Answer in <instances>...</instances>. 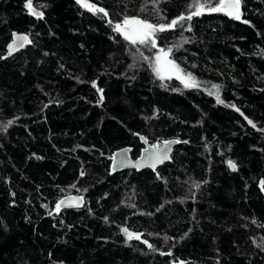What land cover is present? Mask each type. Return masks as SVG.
<instances>
[{"label":"trees","instance_id":"1","mask_svg":"<svg viewBox=\"0 0 264 264\" xmlns=\"http://www.w3.org/2000/svg\"><path fill=\"white\" fill-rule=\"evenodd\" d=\"M86 2L107 15L0 0V264H264V0L179 21L156 47L116 24L169 25L197 0ZM14 34L29 42L9 55ZM157 49L197 86L160 79ZM139 136L179 143L155 170L111 173ZM73 193L81 206L55 212Z\"/></svg>","mask_w":264,"mask_h":264},{"label":"snow or ice","instance_id":"2","mask_svg":"<svg viewBox=\"0 0 264 264\" xmlns=\"http://www.w3.org/2000/svg\"><path fill=\"white\" fill-rule=\"evenodd\" d=\"M77 3L80 4L82 7L88 9L89 11L93 12H100L103 13L104 15H107V12L103 8H97L95 5L91 3H87L86 0H77ZM25 7L28 9L29 14L36 16L37 18H43V12H37L33 8L32 0H26ZM195 10L185 17L184 15H181L178 20H173L171 24L169 25H153L151 23H148L144 20H139V19H125L123 21V24H116L115 26V31L120 33L123 38L128 41L131 45H148L150 44L151 47H156V42L154 37V34L158 31H165L167 28L174 27L179 21H183L185 19L191 20L192 16H199L203 13V11L207 10L209 12H225V14L229 15L230 17L239 20L240 17V0H217L215 5H212L211 3H200L199 0H197V3L193 6ZM246 22V21H245ZM132 26V27H130ZM190 30V29H189ZM15 36V39L13 42L8 46L9 48V55H11L15 50L19 48L24 47L25 42L28 41V36L27 35H21V36ZM139 51V49H137ZM169 51H171L169 49ZM167 53L161 49V55L156 56V65L154 67V72L160 79H164L165 76L162 75L163 72H167L168 78H171L172 74L176 75L177 79H181V82L185 84V87H195L197 86L194 78L191 76V74H188L187 79L183 78L180 73L182 70L174 64L170 60H163L162 62V57H166ZM145 60L148 59V57H144ZM95 87V85H93ZM217 88V93H216V100L217 103H223V101L220 99V96L218 94V86H214ZM210 95L213 93H209ZM251 124L252 122L249 121ZM253 127L255 125L253 124ZM143 139V138H142ZM178 143V141H175ZM173 143V142H167L165 144V149L168 148V144ZM39 159V157H37ZM167 151H160L157 149L156 151L152 152L148 156V160L151 162V165L153 168H155L156 163H162L165 159H167ZM229 167L233 170L236 171V166L234 163L229 161ZM261 188L264 190V181L261 182ZM61 206H76L79 207L81 206L79 202H77L75 205H66V202L64 200L59 201L56 204V210L57 212L60 210ZM124 234L127 236L129 240L135 238V239H140L139 235H136L134 233H131L128 231V229H122ZM144 243H147V241H143ZM151 247V245H148Z\"/></svg>","mask_w":264,"mask_h":264},{"label":"water","instance_id":"3","mask_svg":"<svg viewBox=\"0 0 264 264\" xmlns=\"http://www.w3.org/2000/svg\"><path fill=\"white\" fill-rule=\"evenodd\" d=\"M142 136H139V141L142 144V148L135 158L130 156V147L125 146L122 148H119L115 151L112 152L110 156V164H109V169L110 172H115V171H121V170H129V169H134L136 171L142 170V169H150V170H155V168L164 162H168L170 160L171 153L174 149L175 146L178 145L179 140L170 138L166 140H162L158 145H151L146 142V140ZM175 141H178L176 143ZM167 142H173L168 144V148L165 149V144ZM159 149L160 151H167V159H165L162 163H156L155 168H153L151 165V162L148 160V156L150 153L156 151ZM64 200L66 202V205H75L77 202L80 203V205L83 203V197L79 194L73 193V194H68L60 197L54 206V211L57 212L56 210V204ZM80 207V206H79ZM63 208H78L76 206H61L60 210ZM148 246L147 243H144Z\"/></svg>","mask_w":264,"mask_h":264},{"label":"rangeland","instance_id":"4","mask_svg":"<svg viewBox=\"0 0 264 264\" xmlns=\"http://www.w3.org/2000/svg\"><path fill=\"white\" fill-rule=\"evenodd\" d=\"M130 27H132V26H130ZM163 51L165 52V53H167V55H166V57H162V62H163V60H170V61H172L174 64H176L170 57H169V54H168V51L167 50H164L163 49ZM157 55H161V49H157L153 54H152V57H151V66H152V69H154V67H155V65H156V56ZM177 65V64H176ZM154 71V70H153ZM155 73V72H154ZM156 74V73H155ZM162 75H164L165 76V78H168V73L167 72H163L162 73ZM180 75L183 77V78H185V79H187V76L185 75V74H183L182 72L180 73ZM171 78H175V79H177L176 78V75L175 74H172L171 75ZM178 81H180L181 82V79H177ZM182 83V82H181ZM183 85H185L184 83H182Z\"/></svg>","mask_w":264,"mask_h":264}]
</instances>
